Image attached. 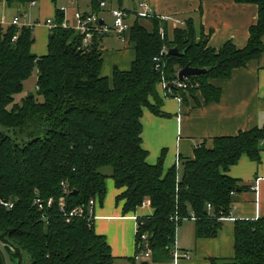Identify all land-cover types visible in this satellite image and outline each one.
I'll return each instance as SVG.
<instances>
[{"label": "trees", "instance_id": "obj_1", "mask_svg": "<svg viewBox=\"0 0 264 264\" xmlns=\"http://www.w3.org/2000/svg\"><path fill=\"white\" fill-rule=\"evenodd\" d=\"M39 1L0 3L22 16ZM76 1L89 2L90 13L98 16L105 13L102 2H114ZM237 1L258 6L244 49L232 42L210 47L209 36L192 18L171 32L160 18L141 17L120 4L129 23L125 41L133 45L135 59L128 70L114 67L110 78L103 75L107 35L95 34L85 46L77 31L62 27L66 13L59 7L43 56L32 51L34 27L0 25V240L14 264H174L177 230L186 220L195 221L197 239L218 237L222 220L231 216L234 194L248 189L229 171L243 155L261 162L264 128L214 138L211 147L203 143L193 157H181L165 171L166 150L156 164L147 162L142 117L145 110L168 116L160 88L165 99L193 100L197 107L218 101L221 89L213 81L229 79L261 57L264 0ZM174 47L185 55H170ZM186 66L207 73L180 82L178 73ZM35 68L36 94L17 103ZM108 179L122 190L116 201L123 202L124 216L147 204L154 210L137 218L136 252L130 258L114 257L95 230L90 201L103 205ZM75 210L82 213L68 221ZM145 252L150 258L138 261ZM210 264H264V218L236 220L234 256L212 258Z\"/></svg>", "mask_w": 264, "mask_h": 264}, {"label": "crops", "instance_id": "obj_2", "mask_svg": "<svg viewBox=\"0 0 264 264\" xmlns=\"http://www.w3.org/2000/svg\"><path fill=\"white\" fill-rule=\"evenodd\" d=\"M50 2L54 4L55 9L52 17L48 19H53L58 4L52 0ZM39 3L40 1L35 6H30L22 16L0 3V18H5L8 11H11L15 13L14 17L19 16L50 31L45 26L48 19L40 20L43 13L42 0L41 5ZM141 3H148L159 16H172L183 20L192 18L198 31L209 36L207 40L209 46L216 49H220L227 42L244 49L249 41L250 28L258 19L257 5L239 3L237 0H114L108 8H118L122 4L125 9L139 11ZM34 7H38V13H34L37 14V19L33 21L30 17ZM61 7L65 8L66 17L71 24H74L73 15L76 11L91 12L90 3L87 1L64 0ZM67 8L75 10L73 15H69ZM168 24L172 32L176 25L170 22ZM109 37L110 34L103 41L105 54L108 51L106 43ZM118 42L125 44L124 49L112 53L117 52L119 60L115 62L111 72L109 70L104 73L103 67V75L109 78L114 67L128 70L135 59L133 46L131 48L127 41ZM35 47L34 43L32 49L37 56H43L40 54L45 55L47 52L41 49L39 53ZM213 84L221 89L220 99L210 104H202L200 107H197L193 100L184 104L178 98L165 99L163 88L159 89L164 99L162 111L168 116H155L145 110L142 117L143 148L148 152L149 164H156L162 152L166 150L164 168L167 171L181 157H193L195 149L203 143L211 147L214 138L233 137L241 132L264 128V53L260 58L251 60L246 67L236 69L229 79L216 80ZM260 148V163L243 155L229 171L232 178L237 179L240 185L248 189L234 194L231 216L222 220L223 227L218 237L197 239L195 221H184L178 227L176 237L177 252L181 256L174 264H210L212 258H232L236 220L264 218V141L261 142ZM106 188L107 194L103 205L97 203L94 208L95 230L97 234L105 236L114 257L123 259L133 257L136 252L137 218L152 216L154 210L147 204L139 208L135 214L124 216L123 202L117 204L116 201L122 190L116 188L113 179L106 181ZM118 264L127 263L121 260Z\"/></svg>", "mask_w": 264, "mask_h": 264}, {"label": "built area", "instance_id": "obj_3", "mask_svg": "<svg viewBox=\"0 0 264 264\" xmlns=\"http://www.w3.org/2000/svg\"><path fill=\"white\" fill-rule=\"evenodd\" d=\"M37 3L33 2L31 4V6H35ZM101 8H103L106 12L108 8L107 3L102 2L101 4ZM61 10H63L65 12V8L61 7ZM110 14L112 15V18L114 19V23L112 26H109L106 23V20L104 18V14L103 15H95L92 13H85V12H80V11H76L73 15L74 18V24H71L68 21V18L66 17V19L64 20V22L62 23V27L65 29H73L75 31H77L82 37H83V44L85 46H90L93 40V37L95 34L98 35H108L111 33H114L122 42H125V33L128 31L129 29V23L126 21V14L124 13L123 10L119 9V8H111L110 9ZM139 16L141 17H158L160 18L162 21L164 22H170L173 23L176 26H184L185 25V20H181L179 18L176 17H172V16H159L157 15L153 9L151 8V6L148 3H141L140 4V9L138 11ZM0 25L2 26H32L34 27L35 25H28V24H23L21 21V17L16 16L13 18V20L11 22H7L6 19L0 18ZM45 26L50 29H53L55 27H57V25L55 24L54 18L53 19H48L45 22ZM16 38H14L15 40ZM155 61H158L157 59H155ZM179 87H182L183 84L178 83ZM51 203V202H50ZM49 203V204H50ZM97 204V201L91 200L90 201V212L93 213L94 208ZM2 205L8 209L12 208V205L10 203H5L3 202ZM42 209V204H40L39 206ZM208 208L210 209V206H208ZM82 213L81 210H75L73 212L70 213L69 215V220L70 218H73L75 216H79ZM143 240L146 239V236L142 237ZM176 259L179 258L181 255L178 254V252L175 254ZM186 257V256H184ZM150 258V253L149 252H145L142 253L141 256L137 257V260L140 261L141 259H149Z\"/></svg>", "mask_w": 264, "mask_h": 264}, {"label": "rangeland", "instance_id": "obj_4", "mask_svg": "<svg viewBox=\"0 0 264 264\" xmlns=\"http://www.w3.org/2000/svg\"><path fill=\"white\" fill-rule=\"evenodd\" d=\"M63 1L64 0H57V4H58L59 8H61V4ZM42 3H43L42 4L43 5V13L40 16V20L46 21L48 19V17H52L53 11L55 8H54V4H52V2H50V0H42ZM39 4L41 5V0H40ZM32 9H33V14L36 12L38 13V7L37 8L34 7ZM110 9H107L103 16L106 20V23L109 26H112L114 23V19L112 18V15L110 14ZM74 11L75 10L73 8H71V9L67 8V12L69 13V15H71V14L73 15ZM33 14L31 15L30 18H31V20L34 21L35 19H37V14H34V15ZM14 16H15V13L8 11L5 19L7 22H11L13 20ZM180 19L182 20L183 18H180ZM21 20H22L23 24L25 22V24L28 23V25H34V24L30 23L29 21H25L26 19L22 18ZM27 20H30V19H27ZM142 23L144 25H146L148 28L150 27L149 23H147L145 21H143ZM176 27H178V26H176ZM48 32H49L48 29L45 27L41 28L40 26L35 25L33 28V35H34V38H36L35 50L39 53L41 52V49L44 52L46 50L48 52V35H49ZM117 39H118V37L114 33H111L110 37L107 39L108 42L106 43V49L108 51L105 54L104 73H107V71H109V70L111 72L115 62H117L119 60V58H118L119 54H117V52L115 54H112V53L115 51H118L119 49L122 50L125 48V44L118 42L120 40L119 39L117 40ZM132 46L133 45H131V48H132ZM32 51H33V49H32ZM47 52L45 54H47ZM39 53H38V55H39ZM40 55H44V54H40ZM126 58H127V55L125 56V59ZM37 81H38V73H37V69L35 68L31 78L25 83L24 92L16 97L17 103H20L22 98H24L28 94H36ZM166 264H168V263H166Z\"/></svg>", "mask_w": 264, "mask_h": 264}, {"label": "water", "instance_id": "obj_5", "mask_svg": "<svg viewBox=\"0 0 264 264\" xmlns=\"http://www.w3.org/2000/svg\"><path fill=\"white\" fill-rule=\"evenodd\" d=\"M207 42V40L205 41ZM168 53L173 56H184L185 52L180 53L177 47L171 48ZM207 73L206 69L193 68L190 66H186L178 73V80L180 82L186 80L189 77H199L201 75H205ZM0 255L3 257L4 264H14L10 253L7 250L6 245L0 240Z\"/></svg>", "mask_w": 264, "mask_h": 264}]
</instances>
